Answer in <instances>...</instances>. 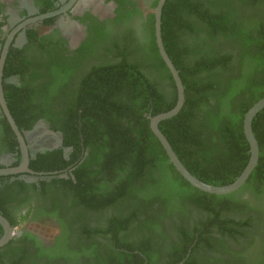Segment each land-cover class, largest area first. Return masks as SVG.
Here are the masks:
<instances>
[{
  "label": "trees",
  "instance_id": "1",
  "mask_svg": "<svg viewBox=\"0 0 264 264\" xmlns=\"http://www.w3.org/2000/svg\"><path fill=\"white\" fill-rule=\"evenodd\" d=\"M104 2L116 6L112 18H75L88 26L78 49L48 32L52 18L6 56L2 92L20 133L42 120L72 151L30 160L46 175L38 186L0 177V214L14 230L31 210L14 219L9 206L26 190L43 203L35 220L60 230L55 249L30 233L12 239L0 264H264V109L252 122L259 158L245 185L223 196L192 187L149 127L177 102L155 41L158 0L146 13L134 0ZM53 11L47 3L40 13ZM161 36L185 101L159 130L192 176L230 185L250 156L244 116L264 98V0H168ZM1 153H18L5 117Z\"/></svg>",
  "mask_w": 264,
  "mask_h": 264
},
{
  "label": "flooded vegetation",
  "instance_id": "2",
  "mask_svg": "<svg viewBox=\"0 0 264 264\" xmlns=\"http://www.w3.org/2000/svg\"><path fill=\"white\" fill-rule=\"evenodd\" d=\"M70 1L71 0H0V24H1L0 57L2 52L4 51L5 44L9 40L10 36H12V39L10 40L7 54L10 48H14L18 50H22L25 48L28 42L27 39L28 32L33 30L36 31L37 29L42 27V23L46 19L42 21H36L33 23L26 24L24 27L21 26L27 23L28 21L33 20L40 15H43L40 12L44 7H46L47 3L51 5V8L54 9L53 12H55L64 8ZM79 1L80 0H77L76 3L65 13L52 17L54 19V24L48 29L49 33H52L56 30L59 35L58 37L64 39L67 42L68 48L70 50H75L80 47V45L84 42L88 31V26L81 24L79 21L75 19L76 17H84V14L88 12L87 17L91 16L97 18V21L100 23L108 19V18L101 19L89 11H82L80 13L76 12L75 8ZM115 7L116 6L114 5V9ZM137 7H139L138 4ZM113 12H112V17H113ZM68 23L74 24L75 27H78L82 31L81 41L75 47L71 46L70 42L67 39L66 34L65 33L63 34L61 30ZM64 29L65 31H67L66 27ZM17 82L18 79L14 78V79H9L8 83L15 84ZM2 117L3 116H1L0 118ZM50 132L53 133V135ZM22 136L24 138L29 162L30 160H34L37 154H43L45 152H50L53 150H61V149L63 150L64 158L68 159V156L72 151L71 149L63 148L61 135L59 133L50 131L48 125L42 120L38 121L30 131L24 132ZM23 157L24 154L18 143V153L15 154L1 153L0 165L3 166V168H7V169L18 168L20 167L23 161ZM16 163H18L17 166H15ZM7 176L12 177L10 181H14L15 179H18L20 181L26 182L27 184H32L36 186H38V183L40 181H43L46 177L45 174L34 173V172H32V174L18 173ZM24 178H26V180H24ZM57 178L67 179L68 176L65 173H63ZM42 205L43 203L41 201V198L38 196L37 193H33L29 190H26L22 194H20V197L18 198L17 202H14L12 205L9 206V215L14 219L19 218L21 215L25 216L31 210L29 217L23 224L22 230L13 229L14 237L12 239H17L21 237L23 233H30L32 236L37 237V240H39L42 243L44 249L46 250L55 249L56 246L54 241L60 235L59 228L52 225V222L48 221L47 219L43 220L41 218L40 220H35L37 212ZM33 226L35 227L51 226L53 230L48 237H45V235L41 234L40 231L33 229ZM89 257L92 256H88V258Z\"/></svg>",
  "mask_w": 264,
  "mask_h": 264
},
{
  "label": "water",
  "instance_id": "3",
  "mask_svg": "<svg viewBox=\"0 0 264 264\" xmlns=\"http://www.w3.org/2000/svg\"><path fill=\"white\" fill-rule=\"evenodd\" d=\"M77 0H71L64 8L61 10L46 13L43 15H40L36 17L33 20L28 21L21 27H24L26 24L33 23L36 21H42L45 19H49L55 16H58L60 14L65 13L68 9H70ZM168 0H158L157 5L154 9V32H155V41L157 45V49L159 52V55L161 59L163 60L166 68L168 69L169 73L172 76V79L175 83V87L177 90V102L175 107L170 110L169 112L151 117L149 116V127L152 132V134L156 137L160 145L162 146L163 150L165 151L169 162L173 165V167L176 169V171L180 174V176L188 182L192 187L200 190L201 192L211 194V195H217V196H223V195H229L232 193H235L239 191L246 183L248 178L250 177L251 173L255 169L258 163L259 158V148L258 143L255 139V136L252 131V122L253 119L256 117V115L261 112L264 109V98H262L260 101H258L255 105H253L245 114L244 120H243V133L245 136V139L249 145V160L248 163L243 170V172L240 174V176L230 185L223 186V187H216L212 185H207L202 182H200L197 178L192 176L186 168L182 165V163L179 161L178 157L174 153L172 147L170 146L169 142L165 138V136L161 133L159 130V124L165 120H169L175 116L181 111L184 101H185V95H184V87L180 80L179 73L175 69L174 65L172 64L171 60L169 59L168 55L166 54V51L163 46L162 42V36H161V16H162V9L165 5V3ZM12 39V36L9 37V40L5 44L4 51L1 54L0 57V112L2 113L3 117L6 118L7 122L10 125L11 130L15 134L19 146L24 154L23 161L18 168H4L0 169V177L1 176H7V175H13L18 173H26V174H32L31 170L29 169V158L27 156L26 146L24 142V138L20 131L18 130L14 120L12 119L10 112L7 108V104L3 97L2 92V70L3 65L6 59L7 50L10 44V40ZM51 133V132H50ZM53 135V133H51ZM26 180V178H24ZM32 180V179H31ZM30 180V181H31ZM34 180V179H33ZM0 226L3 228V235L0 238V248L4 247L9 243L10 240L14 237V230L9 224V222L0 214Z\"/></svg>",
  "mask_w": 264,
  "mask_h": 264
},
{
  "label": "rangeland",
  "instance_id": "4",
  "mask_svg": "<svg viewBox=\"0 0 264 264\" xmlns=\"http://www.w3.org/2000/svg\"><path fill=\"white\" fill-rule=\"evenodd\" d=\"M139 5L140 9L146 13L149 10V5L151 3V0H134ZM114 9L113 3L106 4L104 0H80L78 4L76 5L75 11L80 13L82 11H89L96 16H98L101 19H107L112 17V12ZM65 25V24H63ZM67 28V31H65L64 28ZM62 33L66 34L68 41L70 42L71 46H76L82 38V31L78 27H75L74 24H67L62 29ZM45 230L43 232L44 234H50L52 233L53 228L51 226H42V227H35L33 226V229L41 231Z\"/></svg>",
  "mask_w": 264,
  "mask_h": 264
}]
</instances>
